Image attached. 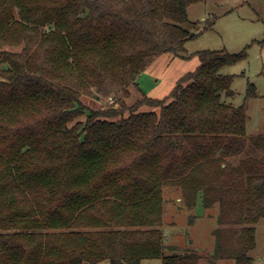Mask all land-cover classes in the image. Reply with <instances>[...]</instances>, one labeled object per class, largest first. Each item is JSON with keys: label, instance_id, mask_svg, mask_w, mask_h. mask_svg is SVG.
I'll use <instances>...</instances> for the list:
<instances>
[{"label": "trees", "instance_id": "trees-1", "mask_svg": "<svg viewBox=\"0 0 264 264\" xmlns=\"http://www.w3.org/2000/svg\"><path fill=\"white\" fill-rule=\"evenodd\" d=\"M199 1L0 0V264H197L165 243L168 186L217 208L214 259L254 264L264 134L222 98L244 52L200 51L166 98L125 104L157 56L187 58Z\"/></svg>", "mask_w": 264, "mask_h": 264}, {"label": "rangeland", "instance_id": "rangeland-1", "mask_svg": "<svg viewBox=\"0 0 264 264\" xmlns=\"http://www.w3.org/2000/svg\"><path fill=\"white\" fill-rule=\"evenodd\" d=\"M187 15L188 21L183 27L194 35L185 43L187 58L170 53L157 56L138 76V88L130 87L126 107L132 106L143 94L153 99L166 98L182 75L198 67L197 53L200 51L244 52L242 60L221 69L222 74L232 77L230 89L233 92L232 96L222 95V98L235 107L244 106L248 135L264 134V0H203L190 4ZM81 100L94 110L116 105L113 98L103 100L96 96H83ZM147 109L145 105L139 108L140 111ZM128 113L125 110L123 116ZM85 118L82 115L75 122ZM163 196L162 229L167 245L201 254L203 257L197 264H234L231 259H214L212 232L217 227L216 207L204 208L198 196L196 206L189 209L181 202V191L177 187H165ZM254 227L256 245L250 255L254 264H264V218ZM170 253L165 251V254ZM142 264H162V261L146 259Z\"/></svg>", "mask_w": 264, "mask_h": 264}]
</instances>
